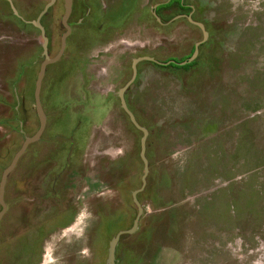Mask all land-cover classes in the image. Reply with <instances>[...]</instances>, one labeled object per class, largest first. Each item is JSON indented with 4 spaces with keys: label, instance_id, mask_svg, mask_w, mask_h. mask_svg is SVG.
Here are the masks:
<instances>
[{
    "label": "rangeland",
    "instance_id": "374dc122",
    "mask_svg": "<svg viewBox=\"0 0 264 264\" xmlns=\"http://www.w3.org/2000/svg\"><path fill=\"white\" fill-rule=\"evenodd\" d=\"M12 1L18 15L0 0V181L40 126L34 92L44 39L29 21L49 2ZM64 2L57 0L44 18L51 57L66 31ZM111 3L74 1L72 20L90 7L91 16L47 67L41 93L47 126L9 175L0 264H108L112 238L134 224L133 193L144 174L143 132L123 109L119 90L139 56L182 61L191 55L203 32L187 17H174L192 13L203 22L214 34L213 50L235 54L229 68L243 57L246 66L264 64L258 55L264 0H127L115 4L113 16ZM190 72L141 61L126 93L149 130L150 172L138 193L144 207L138 229L121 236L116 262L264 264V156L193 152ZM257 115L264 121L263 110L249 116Z\"/></svg>",
    "mask_w": 264,
    "mask_h": 264
},
{
    "label": "crops",
    "instance_id": "0c3cea01",
    "mask_svg": "<svg viewBox=\"0 0 264 264\" xmlns=\"http://www.w3.org/2000/svg\"><path fill=\"white\" fill-rule=\"evenodd\" d=\"M208 32L198 57L187 68L194 79L189 91H195L188 119L193 152L204 148L210 155L264 156V128L258 123L264 121L259 115L249 116L259 109L264 111V64L246 66L243 57L236 58L235 66L229 68L235 54L214 51V34L210 29ZM258 55L264 57V52Z\"/></svg>",
    "mask_w": 264,
    "mask_h": 264
},
{
    "label": "water",
    "instance_id": "95a60500",
    "mask_svg": "<svg viewBox=\"0 0 264 264\" xmlns=\"http://www.w3.org/2000/svg\"><path fill=\"white\" fill-rule=\"evenodd\" d=\"M9 1L11 2V5H12L14 12L18 15V10L16 9L13 1L12 0H9ZM168 1H170V0H168ZM55 2H56V0H50L45 5V7L42 10V12L40 13L38 19L36 21H34V24L41 30V34H42V37L44 39L42 46H43V54H44L45 58L41 64V67H40V70H39V73L37 76L36 85H35V92H34L36 110H37V114L39 117L40 126H39L38 131L33 136L26 138V140L23 143L20 150L15 154L10 165L3 171L2 178L0 181V204L2 205V210L0 211V221L7 211V203L5 201V191H6V185H7L9 175L14 170V168L17 166L20 158L27 151L29 145L34 143V142L39 141L42 138V135L46 129L47 116H46V113L44 111V108L42 105V98H41L43 81H44V78L46 75L47 67L50 64H53V63L57 62L58 60H60V58L62 57V55L66 49V46H67V38L71 33V27L68 23V19L70 17L71 12H72L73 0H65V13L62 17V22H63L64 26L66 27L67 31L62 35L61 48H60L59 52L57 53L56 56L51 57L49 54V37L47 36L46 29L42 25L40 20H41L42 16L55 4ZM157 6H158V4L155 5V7H157ZM154 14L157 17V19L159 21H161L160 17L157 16L156 11H154ZM181 17H187V19L191 23L198 26L203 32V38L200 41L196 42L195 49H194V52L192 53V55L190 57H188L187 59L182 60V61H177L174 59H170L168 61H160L153 56H148V55L139 56V57L135 58L132 62L133 75H132L131 79L119 90V97L121 99V104H122L123 109L129 115L132 123L138 129H140L143 132V136L141 139L140 155H141V158L144 162V174L142 177V182H143L142 186L139 189L135 190L133 193L134 201L138 207V213H137L136 219L134 221L133 226L130 229L122 230L115 237L112 238V240L110 242V248H109L108 264H117V262H116V250H117V246H118V243H119L121 236L123 234H132L138 229L140 218L144 212V207L138 199V193H140L146 187L147 177H148V174L150 172V162H149V159L147 158V155H146L147 154V139L149 136V130L146 127H144L143 125H141L140 122L138 121L135 113L131 110V108L129 107V105L126 101L125 93L130 88V86L135 82V80L138 76V64L141 61H145V60L146 61H153V62H156L158 64H162V65H169L171 63L181 65V66L186 65L188 63H191L192 61H194L198 57L200 46L203 43H205L209 37V32L206 28V25L203 22L195 20L192 16V13L181 14V15L174 17V19H178Z\"/></svg>",
    "mask_w": 264,
    "mask_h": 264
},
{
    "label": "flooded vegetation",
    "instance_id": "af4514ba",
    "mask_svg": "<svg viewBox=\"0 0 264 264\" xmlns=\"http://www.w3.org/2000/svg\"><path fill=\"white\" fill-rule=\"evenodd\" d=\"M9 3H10V5H11V2L9 1V0H7ZM50 1V0H49ZM65 1V0H64ZM74 1L75 0H73V5H72V12H71V14H70V17H69V19H68V23H69V25H70V27H71V33H70V35L68 36V38L72 35V33H74V27L75 26H80V25H84V23L86 22V19H85V17L84 16H86V15H89L88 17H90L91 16V11H92V9H91V7L89 8V10H87V9H85V10H82V11H79V13H78V17H76V20H72V17L75 15V9H74ZM126 1L127 0H112V5H111V15L113 16V13L116 11V9H113V7L115 6V4L117 5V6H122L121 4L123 3L124 5H125V3H126ZM56 2H57V0H56ZM56 2H55V4H56ZM54 4V5H55ZM53 5V6H54ZM53 6L42 16V18H41V20H40V22L42 23V25L45 27V25H44V18L50 13V11L52 10V8H53ZM160 6H161V4H158V6L157 7H154L155 8V10L154 11H156V13H157V16H159V14H158V11H159V8H160ZM11 7H12V5H11ZM64 7H65V2H64ZM44 9V8H43ZM42 12V11H41ZM40 12V13H41ZM90 13V14H89ZM183 14V13H182ZM40 15V14H39ZM39 15L35 18V19H33V20H30L29 21V23H31L32 25H34L35 27H37L35 24H34V21H36L37 19H38V17H39ZM179 15H181V14H179ZM21 19H23L22 17H21ZM74 19V18H73ZM23 21H27V20H25V19H23ZM28 22V21H27ZM162 24H164V22H161ZM62 24H63V22H62ZM63 26H64V24H63ZM65 27V26H64ZM38 28V27H37ZM46 29V28H45ZM65 29H66V27H65ZM66 31H67V29H66ZM65 31V32H66ZM46 33H47V31H46ZM48 36V35H47ZM68 38H67V40H68ZM67 47V46H66ZM49 54H50V56H51V52H50V39H49ZM128 91V90H127ZM127 91H126V93H127ZM126 93H125V97H126ZM126 101H127V99H126ZM127 103H128V101H127Z\"/></svg>",
    "mask_w": 264,
    "mask_h": 264
},
{
    "label": "trees",
    "instance_id": "16d2710c",
    "mask_svg": "<svg viewBox=\"0 0 264 264\" xmlns=\"http://www.w3.org/2000/svg\"><path fill=\"white\" fill-rule=\"evenodd\" d=\"M182 6H184V4H182ZM190 11H191V8H188ZM190 14V13H189ZM194 49H195V45H194V47H193V50H192V53L194 52ZM192 53H191V55H192ZM190 55V56H191ZM189 56V57H190ZM188 58V57H187ZM187 58H185V59H187ZM184 59V60H185ZM195 62V60L194 61H192L191 63H188V64H186V65H183V66H181V65H177V64H174V63H171L170 65H172V66H177V67H179V68H189V66H191L193 63Z\"/></svg>",
    "mask_w": 264,
    "mask_h": 264
}]
</instances>
